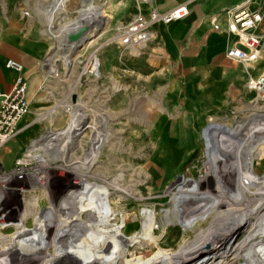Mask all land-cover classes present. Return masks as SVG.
<instances>
[{"label":"rangeland","instance_id":"374dc122","mask_svg":"<svg viewBox=\"0 0 264 264\" xmlns=\"http://www.w3.org/2000/svg\"><path fill=\"white\" fill-rule=\"evenodd\" d=\"M134 5V0H0V37L21 32L41 39L46 47L35 66L23 65L29 109L17 136L0 148V254L10 253L6 240L14 233L62 213L64 202L73 206L76 201L66 202V194L82 191L88 210L80 222L93 216L94 229L101 222H119L122 246L113 238L102 246L108 264H161L167 253L194 242L213 220L186 230L181 205L174 199L204 198L205 191H214L216 179L207 171V154L221 133L237 127L248 129L252 141L243 155V192L253 201L264 198V95L253 90L236 110L210 118L200 130L196 158L175 165L168 147L163 154L157 122L168 115L171 69L162 43L155 34L139 53H128L111 40L116 25L133 17ZM80 26L86 27L81 38L69 40L68 33ZM70 135L74 140L64 145ZM41 145L47 149H36ZM225 175L230 181L236 177ZM143 208L154 216L147 237L141 235ZM95 210L99 212L94 216ZM102 213L114 219L102 220ZM262 213L264 209L249 223ZM45 224L48 235L52 223ZM250 230L239 226L222 247L231 254L213 264H244L241 252L248 247ZM255 241L263 244L264 234ZM120 248L125 250L122 256ZM48 252L54 254L52 245ZM12 255L10 264H35L41 257ZM74 262L69 258L54 264Z\"/></svg>","mask_w":264,"mask_h":264},{"label":"bare ground","instance_id":"6f19581e","mask_svg":"<svg viewBox=\"0 0 264 264\" xmlns=\"http://www.w3.org/2000/svg\"><path fill=\"white\" fill-rule=\"evenodd\" d=\"M74 104L79 106L76 102ZM207 130L208 128L204 130V133ZM227 133L238 135L239 138L236 141L227 140ZM248 134V129L237 127L232 132L221 133L210 147L206 162L209 166L207 171L210 170L216 179L214 191H205L204 198L184 196V198L174 199L175 203L181 205L179 215L184 221L186 230L193 229L198 222H204L210 217H213V220L207 229L199 233L194 242L182 246L173 253H167L160 260L161 264H197L200 262L213 264L220 257L231 254L227 249L222 250V247L238 231L239 226L244 224L246 228L249 226L251 229V232L245 237L248 247L245 252H241L244 264H264V243L255 241L258 235L264 234V213L254 223H249L251 216L256 213L258 215L264 209V198L257 201L250 200L242 189L243 155L252 144V141L247 137ZM73 140L74 138L70 135L64 145H70ZM43 148L47 149L43 145L37 146L36 149ZM56 158L51 155V159ZM227 172L233 173L236 177L230 181L231 178L225 175ZM86 198L87 196L82 191L68 192L66 202L76 200L73 206L70 204L66 206L67 203L64 202L65 209L62 213L54 215L50 220H43L34 227L23 228L9 239H5L10 245V253L8 255L0 254V264H10L8 259L11 254H16L18 258L39 254L41 257L35 264H54L69 258L75 259L73 264H108L106 254L102 253V246L107 239L111 238L122 246L124 242L119 235L120 225H118L119 222L111 225H103L101 222L100 225H96L97 229H94L91 228V223L95 222L93 216L87 218L86 223L80 222L81 215L88 210L85 207ZM183 207L184 209H182ZM224 209L229 211L224 212ZM98 212L95 210L92 214L95 216ZM101 215L102 220L110 217L104 216L103 213ZM142 215L144 221L141 226V235L147 237L152 232L154 216L152 211L146 208H143ZM124 218H119L120 223L124 222ZM108 219L107 221H110L114 218ZM45 221L52 223V230L48 235ZM66 222L68 227L63 226V223ZM51 245L54 248L52 256L48 252ZM119 253V256H122L125 250L120 248Z\"/></svg>","mask_w":264,"mask_h":264},{"label":"crops","instance_id":"0c3cea01","mask_svg":"<svg viewBox=\"0 0 264 264\" xmlns=\"http://www.w3.org/2000/svg\"><path fill=\"white\" fill-rule=\"evenodd\" d=\"M178 1L153 0L159 9L171 7ZM238 1L192 0L187 15L155 27L171 69V86L165 105L168 115L158 120L157 125L162 128V152L166 153L168 147L175 165L188 163L198 156L199 133L210 118L236 110L252 91L247 87L248 76L242 64L224 53L229 39L223 31L213 29L210 21L211 15L221 13ZM134 9L136 11L135 5ZM223 19L222 16V24ZM20 33L10 32L0 37V87L3 90H9L18 75L6 65L8 58L17 59L28 68L35 66L46 52L44 41ZM104 55H100L101 63ZM263 68L264 41L250 71L255 76Z\"/></svg>","mask_w":264,"mask_h":264},{"label":"built area","instance_id":"2783aa9c","mask_svg":"<svg viewBox=\"0 0 264 264\" xmlns=\"http://www.w3.org/2000/svg\"><path fill=\"white\" fill-rule=\"evenodd\" d=\"M136 11L125 24L116 25V33L111 38L128 53H139L140 48L155 35V27L168 24L188 14L192 0H180L166 9H159L153 0H134ZM224 17L223 24L221 17ZM212 28L221 30L229 39L224 53L242 64L247 73V87L257 95H264V68L255 76L250 71L251 64L259 57L264 41V0H240L227 6L219 14L210 17ZM139 48V49H138ZM6 65L18 75L9 90L0 87V148L17 136L21 121L29 109L28 84L22 74L23 63L8 58ZM2 176L0 178V197Z\"/></svg>","mask_w":264,"mask_h":264},{"label":"water","instance_id":"95a60500","mask_svg":"<svg viewBox=\"0 0 264 264\" xmlns=\"http://www.w3.org/2000/svg\"><path fill=\"white\" fill-rule=\"evenodd\" d=\"M85 28H86L85 26H80L78 30L68 33V39L71 40V41H75V40L80 39L81 36H82V32L84 31ZM209 125H207L203 129V132H204V130H206L209 127Z\"/></svg>","mask_w":264,"mask_h":264}]
</instances>
